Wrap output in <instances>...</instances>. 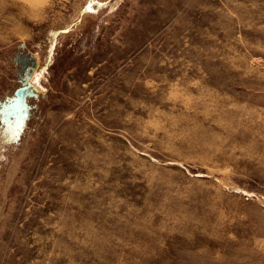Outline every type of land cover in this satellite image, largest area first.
I'll return each mask as SVG.
<instances>
[{"label":"rangeland","instance_id":"rangeland-1","mask_svg":"<svg viewBox=\"0 0 264 264\" xmlns=\"http://www.w3.org/2000/svg\"><path fill=\"white\" fill-rule=\"evenodd\" d=\"M0 264H264V0H0Z\"/></svg>","mask_w":264,"mask_h":264}]
</instances>
